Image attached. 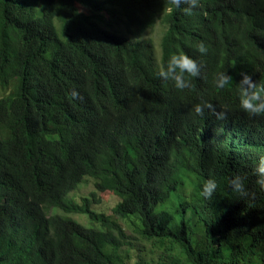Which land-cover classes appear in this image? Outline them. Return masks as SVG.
<instances>
[{
	"label": "trees",
	"instance_id": "16d2710c",
	"mask_svg": "<svg viewBox=\"0 0 264 264\" xmlns=\"http://www.w3.org/2000/svg\"><path fill=\"white\" fill-rule=\"evenodd\" d=\"M186 6L0 0V264H264L254 175L264 114L240 109L236 84L241 71L264 84V0H198L191 15ZM158 21L159 58L147 37ZM201 41L206 54L194 47ZM181 51L200 64L184 90L158 75ZM218 71L233 77L223 89L212 82ZM202 100L226 118L196 115ZM237 174L250 192L243 200L228 185ZM85 178L95 192L69 200ZM209 178L218 188L205 199ZM96 192L117 197L112 214L136 218L133 231L164 254H139L92 209Z\"/></svg>",
	"mask_w": 264,
	"mask_h": 264
},
{
	"label": "clouds",
	"instance_id": "9594fccd",
	"mask_svg": "<svg viewBox=\"0 0 264 264\" xmlns=\"http://www.w3.org/2000/svg\"><path fill=\"white\" fill-rule=\"evenodd\" d=\"M170 3L177 10L181 9L182 4L187 5L182 9L185 15H191L193 9L198 7V0H170ZM194 47L200 54H206L208 51L203 41L198 42ZM158 75L164 80H171L174 87L178 90L189 89L192 87L189 77L200 76V64L184 52H176L169 57L166 67L162 68ZM239 75L241 78L236 84L240 109L249 116L264 114V84L254 82L251 75L247 72L241 71ZM212 82L216 88L223 89L233 82V77L227 71H218L213 75ZM72 95L76 96L77 93L73 91ZM193 110L198 116H203L205 111H208L218 120L225 119L227 115L226 111H217V107L208 100H202L200 103L193 105ZM254 175L257 189L260 192H264V157H260L258 160L254 168ZM245 180L246 177L239 174L228 178L230 189L241 200L250 195ZM217 188V181L209 178L202 184L200 194L205 199H211Z\"/></svg>",
	"mask_w": 264,
	"mask_h": 264
},
{
	"label": "rangeland",
	"instance_id": "374dc122",
	"mask_svg": "<svg viewBox=\"0 0 264 264\" xmlns=\"http://www.w3.org/2000/svg\"><path fill=\"white\" fill-rule=\"evenodd\" d=\"M79 11L84 13L87 16H91L92 18L99 20L103 19L106 20L104 14H96L94 12L89 11L88 9L78 6ZM164 32L163 25L158 21L155 24L153 30L149 31L147 37L152 39L155 49H156V56L159 58L160 56V49L159 43ZM95 192L94 189V181L91 178H85L82 183L72 192L69 193L68 199L74 200L75 202L79 203L82 197H88L90 193ZM95 199L99 202L98 204L92 205V209L98 213H104L107 216H110L113 220H115L120 226L123 227L125 233L130 236V241L132 246L135 248L136 251H139V254L144 255L145 258H157L161 257L164 254V251L159 248L156 244L152 242H144L138 237V235L133 231V225L137 224L138 221L136 218H125L120 219L112 214V209L117 203L118 199L110 192H103L99 193L96 192ZM51 215L57 214L62 217L71 219L80 223L85 227H95L85 216L76 215V214H64L59 210L52 209L50 211ZM136 255V252H133ZM132 264V263H130Z\"/></svg>",
	"mask_w": 264,
	"mask_h": 264
}]
</instances>
